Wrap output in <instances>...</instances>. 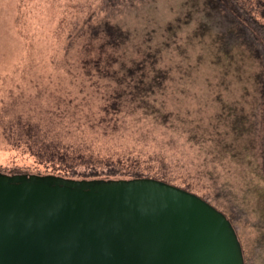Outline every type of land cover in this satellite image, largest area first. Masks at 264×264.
I'll use <instances>...</instances> for the list:
<instances>
[{"label": "rangeland", "instance_id": "1", "mask_svg": "<svg viewBox=\"0 0 264 264\" xmlns=\"http://www.w3.org/2000/svg\"><path fill=\"white\" fill-rule=\"evenodd\" d=\"M230 3L241 7L245 21L251 16L264 24V0ZM201 7V0H0V171H65L60 162L42 161L32 151L36 146L28 147L6 128L17 116L48 124L44 126L50 128L48 136L70 147L112 159L130 154L135 156V170L148 177L190 184L231 219L244 264H264V119L258 120L252 147L246 149V139L238 138L224 151L222 141L232 137L224 133L228 106L211 100L217 89L204 80L205 74L218 69L198 60L199 44L184 51L177 45L185 43L186 33L198 24ZM107 22L129 30L124 42L111 51L124 60L140 59L144 50L159 43L165 24L182 25L170 45L155 56L170 69L147 97L171 111L172 124H158L138 107L120 112L117 121L114 116L99 122V107L110 85L87 74L83 59L94 55L100 40L97 24ZM220 94L223 99H242L237 109L250 112L245 101L249 95L241 96L239 87L231 84ZM216 111V119H211L217 138L213 143L208 124ZM192 129L199 137L189 139ZM156 153L162 154L164 164L154 157ZM220 185L232 189V194Z\"/></svg>", "mask_w": 264, "mask_h": 264}, {"label": "water", "instance_id": "2", "mask_svg": "<svg viewBox=\"0 0 264 264\" xmlns=\"http://www.w3.org/2000/svg\"><path fill=\"white\" fill-rule=\"evenodd\" d=\"M0 264H244L230 219L154 177L0 171Z\"/></svg>", "mask_w": 264, "mask_h": 264}, {"label": "trees", "instance_id": "3", "mask_svg": "<svg viewBox=\"0 0 264 264\" xmlns=\"http://www.w3.org/2000/svg\"><path fill=\"white\" fill-rule=\"evenodd\" d=\"M230 1L201 0L202 7L199 9L198 24H194L192 29L186 33L185 43L177 44L179 50L183 51L187 50L188 46L196 48L199 44L198 60L202 59L209 66L214 67V70L218 69V72H213V74H205L204 80L208 82L206 83L209 87L217 89L213 91L216 97L212 96L211 100L226 102L228 106L226 115L228 118L223 121L224 133L230 134L232 137L230 140L224 139L222 141L224 151H227L231 143L238 138L246 139V149L252 147L257 135L258 120L261 122V119H264V24H259L257 21L255 23L251 16H248L247 21H245L241 17L245 12L240 6L230 3ZM262 13L264 15V11ZM181 26V24H165L160 28L162 40L159 43L150 46L151 49L144 50L139 56L140 59L135 57V59L124 60L125 57H115L111 51L117 50L118 46L124 42L129 36V30L122 28L119 24L108 22L97 24L96 28L100 32V40L94 55L83 59V63L87 74L104 78L106 80L105 86L110 85L106 87L104 102L99 107L102 112V116L99 118L100 123L106 121L107 118L111 120L114 116V121H117L119 118L117 114L124 110L132 112L135 111V107H138L145 114L153 117L156 123L166 126L172 124L169 123L171 111L164 110L163 104L158 105L149 101L147 97L157 91L167 77V69H170L169 66L160 65L155 56L164 47L170 45V40L175 38L174 36ZM231 84L239 87L241 96L249 95L245 100L246 104L251 107L249 113L237 109L236 105L242 99L237 97L233 99L221 98L220 91L228 90ZM110 113L111 115L107 117L106 115ZM216 115H218V111L209 115L208 124L209 139L213 143L217 142V138L213 136L215 122H212L211 119H216ZM244 120H247L248 124H244ZM47 125L17 116L14 123L10 122L6 126L7 129H11V132L14 130L15 135L17 133L20 139L23 138L22 143L36 146L32 151L38 154L43 159L42 161L60 162L65 168V171L33 172L78 179L150 176L135 170V156L129 154L126 157L120 156L116 159H112L109 155L93 156L91 152L81 150L80 147H70L68 143L58 137L48 136L47 131L50 128L44 127ZM104 125L106 124L104 123ZM116 126L117 124L114 122L112 128H116ZM197 130L192 129L189 132L191 134L189 139L199 137V133L196 134ZM244 133H246L245 136H243ZM154 157L161 164H164L162 154L156 153ZM99 163H102L104 168H98ZM123 165L128 166V168L124 169ZM207 171L212 177L214 176L210 169ZM3 172L30 171L3 170ZM220 186V189L232 194V189ZM181 187L195 192L190 184ZM200 196L203 197V195Z\"/></svg>", "mask_w": 264, "mask_h": 264}]
</instances>
